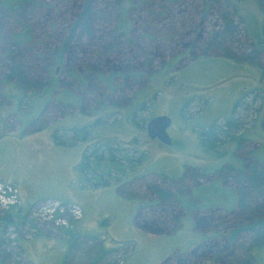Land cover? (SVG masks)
Here are the masks:
<instances>
[{
	"label": "rangeland",
	"instance_id": "rangeland-1",
	"mask_svg": "<svg viewBox=\"0 0 264 264\" xmlns=\"http://www.w3.org/2000/svg\"><path fill=\"white\" fill-rule=\"evenodd\" d=\"M2 1L0 164L5 174L21 177L39 202L26 208L20 221L4 228L3 215L13 208L0 206V264H93L99 247L107 251L96 258V264H161L165 256L170 257L165 264H264V246L249 251L234 245L232 252H224L226 233L214 224L228 219L231 208L226 190L214 197L211 191L220 188L213 182L219 181L221 166L264 144V53L254 54V38L245 26L254 20L262 35L263 16L256 0H218L211 7L212 0H92L93 35L76 30L64 62L54 60L55 50L70 35L87 0H33L18 10L9 9V3L1 7ZM223 11L234 28L215 39L212 32L224 27ZM125 25L123 35L120 26ZM23 32H29V42L12 44L14 36ZM19 60L28 63L49 87L36 91L30 87L18 98L23 91L6 78L5 65ZM172 65L171 75L168 68ZM129 66L135 75L107 79L114 70ZM73 71L94 84L80 89L83 102L79 94L68 95L60 85L72 81ZM163 114L172 118L171 146L147 135L150 120ZM231 117L241 125L230 136L221 135L212 148L202 142L201 133L212 123L224 128ZM23 121L33 124L11 131ZM84 122L87 129L81 130ZM44 128L61 133L59 139L66 143V148L55 150L48 160H40V145L48 144L49 137L24 138L30 136L27 130ZM133 141L137 152L127 149ZM105 142L125 149L122 152L134 159L144 154L147 166L131 164L133 160L127 162L119 153V162L128 164L125 174L114 170L110 177L103 175L110 185H82L73 175L79 173L73 161L83 151L103 150ZM193 172L208 187L204 197L191 192L193 184L186 191L182 185V179L194 180ZM117 185H121L118 190ZM150 185L176 195L180 188L185 192L170 203H160ZM131 193L145 197L128 198ZM189 199L206 206L187 211L183 204ZM54 200L61 203L55 205ZM73 205L82 209L81 214L70 211ZM183 212L199 213L194 218L196 226L192 219L185 220L199 230L186 225L174 235L145 237L131 229L136 217L141 225L167 224L174 230ZM198 221L202 224L197 226ZM65 228L71 232L64 243L44 244L41 252L32 246L27 251L22 245L38 234L58 235ZM242 234L238 242L249 245L253 235ZM65 245L66 255L61 259ZM181 245L182 249H176Z\"/></svg>",
	"mask_w": 264,
	"mask_h": 264
},
{
	"label": "trees",
	"instance_id": "trees-1",
	"mask_svg": "<svg viewBox=\"0 0 264 264\" xmlns=\"http://www.w3.org/2000/svg\"><path fill=\"white\" fill-rule=\"evenodd\" d=\"M33 0H4V2H1V7H3V4H8L9 9L11 10H18V9H24L25 4L27 2H32ZM92 0H87L85 4L83 5V9L80 11V13L77 15L72 27H71V33L68 37H65L61 40L58 45V47L55 50L54 54V60L64 62L66 54L68 53L69 49L72 47L73 42V36L76 32V30H79L81 34L86 36H92L93 35V23L94 19L93 16L95 14L94 6L92 5ZM258 3V6L261 10L262 16H263V22L261 27L262 35L258 32V27L255 26L254 20L253 23L251 20L247 21L248 24H245L247 28L248 35L252 36L254 38V45L255 50L254 54H260L264 53V0H256ZM218 3V0H212L211 3H208L207 5L211 7L212 4ZM128 12V11H126ZM222 18L224 20V27L222 31H214L212 32L213 38H218V36L222 34H228L233 27L232 21L227 18L228 13L226 11H223ZM246 17V15H243ZM243 17L244 19L248 17ZM250 17V16H249ZM253 19V18H252ZM246 22V23H247ZM257 27V28H256ZM122 34L125 35L127 30V25L124 26L122 29V26H120ZM234 28V27H233ZM29 32H23L22 34L19 33L14 36V39L12 41V44L14 45H21L24 42L28 41V35ZM231 36V34H230ZM27 39V40H26ZM218 44V43H217ZM192 45H195L192 43ZM3 58V57H2ZM148 60H150L148 58ZM149 62V61H148ZM150 63V62H149ZM6 69H7V75L6 78L9 81H15L17 86L23 91L22 96L16 95L18 98L24 97L26 94V91L29 90L30 87H35V91L41 89L43 86L49 87V84L43 85L42 79L38 75L34 74V71L30 68L28 63H24L21 60L16 62H9L6 63ZM173 65L168 68V71H170V74L172 75L174 71ZM132 67H126L124 69H117L114 70L112 73H110L109 77H107L108 80H113L115 78H127L130 75H135V73H131ZM70 77L72 81H69L68 83H65L64 81H61V86L64 87L68 91V95L76 96L78 97V94L80 93V89L88 85V87L92 86L91 80L88 81V79L84 76L78 75V72H71ZM40 78V79H39ZM56 81V80H55ZM60 81V80H59ZM110 81V82H111ZM105 82H107L105 80ZM57 83H59L57 81ZM109 84L107 86L109 87ZM51 85V84H50ZM55 85V83H53ZM58 85V86H60ZM75 85V87H73ZM94 85V84H93ZM79 86V87H78ZM69 88V89H68ZM0 96H2V93H0ZM15 96V97H16ZM18 101H21L18 100ZM13 103H15L13 101ZM18 106V105H17ZM241 123L235 120L234 117H231L227 119L225 123V127H217L215 123H212L206 131L201 133V140L204 144H206L208 147H214L217 141H221V135L230 136V133L234 132L238 127H240ZM262 126H264V122L262 123ZM82 134V133H81ZM57 141L59 137H56ZM241 143H239L240 145ZM105 145V148L103 150L100 149V147H94V150L91 151V153L87 154L84 153L83 157L80 161V163L77 165V170L80 172V174L83 177V182L88 185L90 182H92V186H96L93 182L97 183V180L101 181L102 184H108L106 179L103 180V175L111 176L113 171L116 170L121 171L123 174H125L124 167H127L128 164L120 163L119 162V153H121V159L127 160V162L135 160L130 155H127V153L122 152L121 147L116 146V148L113 147V145H110L108 142L103 143ZM137 152V150L135 149ZM129 154V153H128ZM251 156L253 159L250 157ZM146 156L141 155L140 159H145ZM235 158H239L242 162H234L233 164H228L220 167V169L217 171L219 176V181L213 182L215 186L220 187L219 190L214 189L211 190L213 192V197L218 196L221 194H218V192L225 191L227 192V198L230 206V216L228 219H222L220 222L214 224L215 227L222 226V229L225 231V235L227 236V239L225 241V245L223 249L224 252H232L234 249V245H238V248L245 249V250H253L254 248L257 249L260 246H264V144L263 148L252 150L248 154L240 153L238 154V157L235 156ZM139 159H136L137 161ZM133 164L132 162H129ZM130 164V165H131ZM98 172L100 173L98 175ZM216 172V171H215ZM194 173V179L191 183L190 182H183V186L185 187V191L191 188V185L193 184L195 189L194 193L196 196L204 197V191L208 188L207 185L204 186L203 183H200V178L196 172ZM196 175V176H195ZM198 180V181H196ZM223 180L227 185H230L229 188L227 186L223 185ZM153 193L156 195L158 201L160 203H167L174 200V196L181 197L180 193L185 192L182 191L181 188L178 192V195L175 194V192H172L168 189H159L158 187L154 186L152 187ZM183 189V190H184ZM208 192V191H205ZM198 200V199H197ZM230 200H233V204L230 205ZM196 201L187 200V203H184L185 207H193L196 209H200L202 205L206 206L205 202L204 204H200L199 202L195 203ZM199 203V204H198ZM233 207V208H232ZM188 210H192L187 208ZM195 209V211H196ZM198 213L195 214V217L198 218ZM8 217V215L6 216ZM201 219V216H200ZM8 223H13L12 220H9ZM198 225L202 224L199 221L197 222ZM201 228H204V226H201ZM66 232L70 233L71 231L69 229H66ZM230 230V231H229ZM243 231H246L248 234L251 233L252 240L247 245L246 242H243L242 240L238 242L240 235L242 236ZM97 255L96 258L101 259L106 251L101 249H97L96 251ZM92 259V263L96 264L97 260Z\"/></svg>",
	"mask_w": 264,
	"mask_h": 264
},
{
	"label": "crops",
	"instance_id": "crops-1",
	"mask_svg": "<svg viewBox=\"0 0 264 264\" xmlns=\"http://www.w3.org/2000/svg\"><path fill=\"white\" fill-rule=\"evenodd\" d=\"M14 104V103H12ZM27 123H25L24 121L22 122V124H20V126L16 127L15 129L11 130V131H19L21 129H23L24 127H29L33 124V122H31L28 126L26 125ZM5 127H7V122L4 123ZM26 125V126H25ZM0 128L3 129V119H2V122L0 123ZM10 131V129H9ZM27 135H30V136H24V138L26 139L27 141V138L31 137L32 136L35 138V139H39L40 137L39 136H42V135H46L47 137H49V142L48 144H45L44 146L43 145H40L42 146L43 148L41 149V152H40V160L41 158L42 159H45V160H48V158L50 157V154H53V152H55V150H60V147L63 148V146L66 145L65 142H60L57 141L56 137L59 135H61V133L59 132H55L53 129L51 128H47V129H43V130H27ZM59 133V134H57ZM3 137V136H2ZM38 137V138H36ZM40 143V142H38ZM42 144V143H40ZM80 145V144H79ZM26 147V146H25ZM23 147V148H25ZM66 148V147H64ZM63 148V149H64ZM23 153L27 154V150L26 148L24 150H22ZM84 154V151L82 153V155L80 154V156H76L77 159H76V162L73 161L74 163V166L77 167V165L80 163L81 161V157L83 156ZM28 155H29V152H28ZM73 166H71L70 168H72ZM78 171V170H77ZM74 176L78 177L79 178V181L82 182V185H85L86 183L83 182V177L82 175L79 173L77 174H73ZM18 176H14V175H11V174H5L3 172V163L0 164V179L1 180H4V181H7V182H12L14 184H16L20 190V197H21V200H22V207L19 208L20 211H18V207H14L11 211H9L7 214H8V217H6L7 215H3V228L5 225L7 224H10L8 223L9 220H12L13 223L16 221H20L23 217H24V213L26 212V208H28L30 206V209L31 207L36 204V200L35 197L33 198V195H32V192L30 189L27 190L28 188V185L25 184V181L20 179L21 177H18ZM72 177V176H71ZM25 211V212H24ZM15 220V221H14ZM2 221V220H1ZM0 221V222H1ZM69 235L68 232H66L65 229H62L61 232L56 235V234H52V233H41V234H38L36 236L33 237V239L31 240H26V241H22L23 242V247L26 248L27 251H30V246L33 247V250L34 249H38L40 252H41V246L44 245V244H47L48 246L50 245H53L55 243H64V240L65 238H67ZM64 246V245H63ZM66 245L64 247V249H62V252L60 253V257L61 259L65 258V255H66Z\"/></svg>",
	"mask_w": 264,
	"mask_h": 264
},
{
	"label": "flooded vegetation",
	"instance_id": "flooded-vegetation-1",
	"mask_svg": "<svg viewBox=\"0 0 264 264\" xmlns=\"http://www.w3.org/2000/svg\"><path fill=\"white\" fill-rule=\"evenodd\" d=\"M59 69V68H58ZM57 69V70H58ZM79 98H80V100H81V102H83L82 100H83V98H82V95H81V90H80V93H79ZM68 105H75L76 103L75 102H73V103H71V102H66ZM78 106V105H77ZM79 108H81V106H78ZM71 124V123H70ZM80 124V123H79ZM81 125V124H80ZM83 127H81L80 129L81 130H84V129H87V125H86V122H84L83 123ZM171 126H172V124H171ZM170 126V127H171ZM169 127V128H170ZM85 133V132H84ZM169 133V132H168ZM147 135H148V131H147ZM170 135V134H169ZM148 137L150 138V136L148 135ZM171 137V136H170ZM150 139H152V138H150ZM172 139V138H171ZM86 140V139H85ZM152 140H156V141H158V143L159 144H161V145H165L162 141H160L158 138H155V139H152ZM119 143H117V145H118ZM127 149H133V150H137V147H135L136 146V142L135 141H133V143H127ZM167 145V144H166ZM172 145V143L170 144V145H168V146H171ZM144 155V154H143ZM145 156V155H144ZM136 160V159H135ZM135 160H133V164H136L137 165V163H141L140 165H141V167H143V166H147V158L146 159H139V160H137V161H135ZM235 162H237V161H239L237 158L234 160ZM240 162H242V161H240ZM231 163H233V162H228V163H226L225 165H228V164H231ZM224 166V165H223ZM222 167V166H221ZM129 170V169H128ZM219 170V169H218ZM197 173V172H196ZM198 174V173H197ZM196 176V175H195ZM192 177L194 178V173H192ZM194 179H196V178H194ZM180 180H181V178H180ZM131 181H133V179H131ZM196 181H198V180H196ZM182 183L183 182H186L185 180H183L182 179V181H181ZM112 183V182H111ZM97 184L98 185H96V186H100V185H105V184H102V182L101 181H99V180H97ZM114 184V183H113ZM108 185H110L109 183H108ZM115 186V185H114ZM121 185H117L116 186V189L118 190L119 189V187H120ZM152 187H154V185H150V186H148V188L150 189V191H152L153 192V189H152ZM228 188L230 187V185H228L227 186ZM194 190L195 189H193L191 192H194ZM122 191H124V190H122ZM195 193V192H194ZM123 196H125V194H122ZM130 195V197H128V198H132V199H135V198H137V197H141V198H144L145 196H143V195H141V196H139L138 195V193H131V194H129ZM185 204H183V206H184ZM184 208L185 209H187V208H189V209H192L193 210V208L192 207H189V206H187V208L184 206ZM192 210H188L187 209V211H192ZM189 214V212H183V213H181L178 217H180L179 219H178V222L180 223V226L178 227V228H174V230L172 229H170L171 227L169 226V225H167L166 224V226H160V227H153V226H144V225H141V223L140 222H138L137 220H136V217L134 218V223H133V227L131 228L132 230H134L137 234L138 233H141L143 236H145V237H149L148 235H150V234H155V235H161V236H164L165 234H167V235H174L175 233H176V231L177 230H183V228H184V226H188V228L190 227V228H192L193 227V229H195L196 227H194V225H192L191 223H186L185 222V220H188V221H190L191 219H192V221H194V218H196L195 217V213L194 212H190V216L191 217H189V215H186V217H185V214ZM199 214V213H198ZM135 216L137 215V212L134 214ZM184 217V218H183ZM191 222V221H190ZM194 223H195V226H196V221H194ZM197 226H198V223H197ZM197 230H199V228L197 227L196 228ZM182 234V233H181ZM117 242V241H116ZM120 242H122V241H120ZM103 244V243H102ZM179 247V246H178ZM101 249H103V247L101 248ZM176 249H182V245L179 247V248H176ZM104 250V249H103ZM104 251H107V250H104ZM163 260L164 261H162V263L163 264H165V263H168L169 261H170V257L169 256H165L164 258H163ZM161 263V264H162ZM160 264V263H159ZM244 264V263H243ZM245 264H247V263H245Z\"/></svg>",
	"mask_w": 264,
	"mask_h": 264
},
{
	"label": "built area",
	"instance_id": "built-area-1",
	"mask_svg": "<svg viewBox=\"0 0 264 264\" xmlns=\"http://www.w3.org/2000/svg\"><path fill=\"white\" fill-rule=\"evenodd\" d=\"M53 203L57 205L58 203H61V201L54 200ZM21 204L22 201L18 186H16L14 183L0 180V206H2L4 209H11L13 207H19ZM70 208L72 209L70 211L73 214H81L82 209L79 206L73 205V207ZM61 212L63 213V209Z\"/></svg>",
	"mask_w": 264,
	"mask_h": 264
},
{
	"label": "water",
	"instance_id": "water-1",
	"mask_svg": "<svg viewBox=\"0 0 264 264\" xmlns=\"http://www.w3.org/2000/svg\"><path fill=\"white\" fill-rule=\"evenodd\" d=\"M172 124V118L166 114L158 115L150 120L147 125V131L150 138H158L164 144L170 145L172 139L168 133V129Z\"/></svg>",
	"mask_w": 264,
	"mask_h": 264
}]
</instances>
